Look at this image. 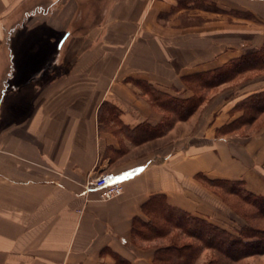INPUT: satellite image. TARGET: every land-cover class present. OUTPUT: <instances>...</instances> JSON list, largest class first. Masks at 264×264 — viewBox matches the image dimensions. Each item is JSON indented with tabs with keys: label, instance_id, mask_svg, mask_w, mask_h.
Returning a JSON list of instances; mask_svg holds the SVG:
<instances>
[{
	"label": "crops",
	"instance_id": "crops-1",
	"mask_svg": "<svg viewBox=\"0 0 264 264\" xmlns=\"http://www.w3.org/2000/svg\"><path fill=\"white\" fill-rule=\"evenodd\" d=\"M209 1L222 13L185 25L177 0H0V264H154L162 244L135 238L134 220L148 221L156 195L233 234L246 225L198 176L264 197V115L218 134L264 75L222 84L154 140L135 144L116 124L163 118L135 82L187 99L184 77L263 46L264 0ZM98 177L122 195L86 191Z\"/></svg>",
	"mask_w": 264,
	"mask_h": 264
},
{
	"label": "trees",
	"instance_id": "trees-1",
	"mask_svg": "<svg viewBox=\"0 0 264 264\" xmlns=\"http://www.w3.org/2000/svg\"><path fill=\"white\" fill-rule=\"evenodd\" d=\"M256 70L264 71V44L258 51L235 59L221 68L184 77L183 81L191 91L195 86L212 89ZM135 83L148 96L152 105L163 113L161 122L156 126L141 124L131 130L121 123H116L127 138L135 144L164 136L175 122L188 120L206 100L196 98L195 95L181 99L160 92L147 83ZM236 110L241 111L242 116L219 129L218 134H228L248 128L263 116L264 91L250 95L241 101L236 106ZM104 111L108 113L109 121L117 122L118 115L114 107L106 104ZM198 178L213 189L225 190L230 196L238 197V191L234 189V186L242 189L241 200L251 209L248 212L249 215L247 213L240 215L246 225L240 228L237 234H233L191 216L183 210L171 207L164 196L156 195L142 207V212L147 216L148 221L134 220V237L140 241H160L170 237V244L157 248L154 264H195L204 249L218 256L217 264H236L249 257L264 256V197L246 192L236 182L210 180L201 175ZM173 230L180 233L172 235ZM181 237L194 240L197 245L186 242L181 244L183 242Z\"/></svg>",
	"mask_w": 264,
	"mask_h": 264
},
{
	"label": "rangeland",
	"instance_id": "rangeland-1",
	"mask_svg": "<svg viewBox=\"0 0 264 264\" xmlns=\"http://www.w3.org/2000/svg\"><path fill=\"white\" fill-rule=\"evenodd\" d=\"M191 2L193 3L191 8H193V10H195L196 8H199V10H200L199 12L182 11V9L188 8V6L191 4ZM173 8H174V11L172 14H174L176 17H178L179 20H182L183 24H185V25L195 24V23L196 24H202L207 19L206 18L207 15L204 14L203 12H201V10H203V11L206 10V11H210L213 13H220V14L222 13L220 11V9L217 8L216 5L212 2H210L209 0H193V1H191V0H177L176 5ZM233 15H236V14L233 13ZM64 38L60 42V44H59L60 46L63 43ZM247 46H249V45H247ZM248 51H252V50L248 49ZM249 53L250 52H248L247 54H249ZM251 53H253V52H251ZM261 75H264V71H260V70L249 71V72L243 74L240 78L238 77V78L234 79L233 81L236 80L235 82L244 83V82L253 81L255 79H258L259 76H261ZM259 80L264 81V78L259 79ZM186 87L188 89V86H186ZM216 88L205 89V88H200V87L195 86L192 91L190 90V92H191V94H193L192 96L195 95L196 98H202V99L207 100L216 91L215 90ZM234 189L236 191H238V197L230 196L229 194H227V192L225 190H219L217 188L215 189V192L218 195H220V197H222L224 199V201L231 208V210L236 212L239 216L242 215L243 213L248 214V212L251 209L247 205H245L241 200V197H243L242 196L243 193L241 192L242 189L240 190L237 186H234ZM178 233H180V232L177 230L172 231V235H176ZM181 239H183V242H181V244L186 242V243H193V244L197 245V243L194 240H188V239L183 238V237H181ZM160 242L163 246L168 245V244H170V237L166 240H160ZM202 252H203V250H202ZM217 257L218 256H216L215 253L212 251L206 252V256L203 259L205 261L204 264H209L210 262H212V264H217ZM249 258L250 259H248V258L244 259L241 262L236 263V264H264V256H253V257H249Z\"/></svg>",
	"mask_w": 264,
	"mask_h": 264
},
{
	"label": "built area",
	"instance_id": "built-area-1",
	"mask_svg": "<svg viewBox=\"0 0 264 264\" xmlns=\"http://www.w3.org/2000/svg\"><path fill=\"white\" fill-rule=\"evenodd\" d=\"M89 190L96 191L99 194L100 201H109L122 195L123 186L119 180L98 177L89 182L86 191Z\"/></svg>",
	"mask_w": 264,
	"mask_h": 264
}]
</instances>
